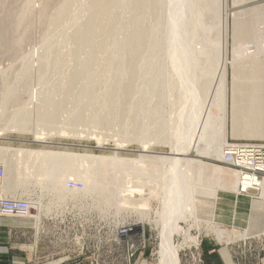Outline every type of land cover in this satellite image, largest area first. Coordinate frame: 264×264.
Listing matches in <instances>:
<instances>
[{"label":"rangeland","instance_id":"rangeland-1","mask_svg":"<svg viewBox=\"0 0 264 264\" xmlns=\"http://www.w3.org/2000/svg\"><path fill=\"white\" fill-rule=\"evenodd\" d=\"M44 1L1 0L0 2V20L9 8H12L13 11H20V9L27 11L22 24H19L18 30L14 32L15 38L19 40L17 42L19 47L16 48V51L14 49L16 46L10 50L11 46L8 44L9 49L7 46L3 47L4 50L0 48V129H3L2 132H4L0 138V147L8 148L0 150V154L2 153L0 165L4 168L3 179L8 185L7 193L2 195L30 198L35 205L32 211L35 216L23 218L31 221L34 227L29 229L24 236L25 240L22 242V246L25 247H20V251L24 255L32 257L78 254L86 258L88 264H133L137 256L144 254L147 264H158L156 252L160 242L159 229L163 199L161 195L164 196L165 189L161 185V178L156 176L157 172L153 174L149 170L154 164L147 161L141 168L142 164L138 163V159L143 146H150L149 150L153 151V153H143L167 155L170 152L167 138L175 131V128L173 131V127L176 126L175 121L178 116L175 115L178 111L176 109L178 98L175 89L172 90L171 72L173 71V75H178L176 62L182 48L178 46L180 49L178 52L176 51L175 44L178 45L176 37L179 35L176 34L174 28L170 31L167 28V20L171 18L168 10L172 4L171 1L174 0H157L159 8L157 17L155 11H150L151 5H147L149 0H145V3L143 1L142 9L133 8L141 10L144 12L143 14L141 11H134L128 5L127 0H114L112 3H115V7L112 4V8L106 11L108 16L106 14L105 18H103L104 15L101 16L104 20H100L96 29L97 33L94 35L96 38L92 37L93 41H89L92 39L82 41L83 44L81 41H79L80 44L73 41L72 38L81 30L79 27L83 28L81 24L83 22L85 24V20L94 14L91 5L98 0H68L69 13L66 16L63 15L64 18L61 16L59 22L56 21L57 12L63 6L64 0L53 1L54 3H51L47 8L46 16L43 17ZM211 1L190 0L188 4L192 5L184 11L186 24L184 29L180 26V29L183 30L180 37L193 43L196 48L207 45L215 25L213 10L215 3ZM262 3L264 0H248L236 4H233L232 0H228L229 35L226 50V84L229 88L232 83L230 63L233 56L239 57L237 55L239 48L241 46L244 50L251 48L248 54L245 53V57H247L251 51H255V46H258L259 42L264 43V36L260 37L259 35L260 39L245 38L237 44L232 37L233 18L237 14L243 16L247 10ZM197 10L201 12L202 23L207 25L205 28H200L197 24ZM138 19L143 20L141 22L145 27L142 28L143 32L147 33V36L144 34L147 42L142 48L139 47V50L137 47L130 49L133 44L131 29L133 23L139 21ZM116 24L119 25V29ZM144 28L146 29L144 30ZM127 36L131 38H127ZM87 42L90 44L84 45ZM81 44L82 46H80ZM123 44L126 48L123 47ZM235 46L237 47L234 52ZM125 49L128 51L130 49V52L127 53ZM131 53L136 54V59L132 63L139 70L134 80L132 77L130 79L128 75H121V70L130 63L127 55ZM149 53H153L155 58L150 59ZM207 60L209 61L208 58ZM83 65L84 67H82ZM205 67L207 68L206 61L204 64L199 63L198 66L193 67L192 71ZM87 70L89 73H86ZM77 73H80V80H78L79 76H75L76 79L78 78L77 80L73 78V75ZM70 77L73 79L70 80ZM246 77L244 76V78ZM195 78L199 79L196 84H200L204 88L206 85L207 100H212V95L218 85L217 74L205 75L202 73V75H195ZM128 80H132L133 83L132 93L130 92L127 97L124 96L122 107L117 109L116 115V112L108 108L107 103L112 105L110 101L115 98L111 94L115 84L117 82L126 83ZM93 83L94 86H92ZM91 88H94L93 93L88 95ZM12 95L13 98H11ZM110 95L111 97H109ZM15 97L17 98L14 99ZM76 115L79 120L73 122L72 119ZM92 115L97 119H94ZM171 119H174V122ZM21 120H24L27 129L18 132L12 126L21 127L23 125L19 124ZM170 124L172 125L171 129L169 128ZM218 124L217 120L214 126L209 128L211 135H218ZM225 124L224 142L226 140L233 142L264 141V138L260 137L232 135L228 106ZM45 134H50L52 137L45 139L46 142L34 140V135L44 136ZM56 134H59V137H56ZM119 146L121 148L117 150L115 147ZM19 147L75 154L88 153L94 156L123 157L125 161L119 164L113 163L101 173L102 176H97L99 187L94 191L77 193L62 190L61 192L57 191L58 189H55L54 184L45 176L47 172L57 167V163H64V160L24 159L13 151ZM194 158L223 167L226 170L231 169L220 162L222 159L200 158L196 155ZM74 164H83L81 169L91 165L92 169H90L93 174L97 173L94 167L97 164L94 162L89 164L85 160H80L74 161ZM7 165L10 168L8 170H6ZM148 166L150 168L147 169ZM11 168L17 172H15V177ZM140 171L144 174L143 176ZM197 183L196 179L192 181L193 185H198ZM123 189H133L136 193L133 194L135 202L126 203V205L120 201L124 195ZM223 191L235 194L230 190ZM140 193L142 194L140 195ZM238 196H243L247 202L246 214L250 215H246V222L247 219L250 224L263 222L264 198L250 196L247 193ZM201 200L208 199L207 197L205 199L204 196H197L196 210ZM252 202L255 205L259 204L260 207L253 206ZM196 216L200 229L191 228L188 231L190 236L197 237L196 245L190 243L182 248L180 243H182L183 237L175 235L173 238L174 244H180V250H178L180 264H203L202 259L200 257L198 259L196 255L201 251L200 241L204 238L212 242L218 241L217 234L209 231L206 227V223H210L211 220L205 218L206 215L204 216L198 211H196ZM178 225L187 230L189 222H180ZM215 225L230 231L231 235L234 234L236 238H239L238 234L240 233L241 237L243 236V230L238 229L234 224H230L228 227ZM142 226L145 228L147 242L145 253L136 249L140 245L137 232ZM128 227L132 228V232L136 231L135 234L121 236L120 232ZM252 233L247 234L245 231L246 239H242L240 242H236L237 239H235L232 240V242L235 241L234 243L229 244L236 264L257 263L259 249L264 238L251 237ZM131 246H133V250H130ZM130 254L132 255L130 256Z\"/></svg>","mask_w":264,"mask_h":264},{"label":"bare ground","instance_id":"bare-ground-1","mask_svg":"<svg viewBox=\"0 0 264 264\" xmlns=\"http://www.w3.org/2000/svg\"><path fill=\"white\" fill-rule=\"evenodd\" d=\"M53 1L56 2L55 0L44 1L45 4L43 6V10L41 9L43 11V17L46 16L47 8L50 6L51 3H54ZM67 1L68 0H64L63 6L60 8L59 12H57V22L60 21L61 16H66L69 13L70 7H68ZM113 1L114 0H98L97 2H93L91 5V9L93 10L94 14L89 16L88 20L86 19L87 21L85 20V24H83L84 22L81 24V26L83 25V28L79 27V29L81 30L78 29V33L74 35V38H72L73 41L85 42L89 39H92V37H95L94 35L97 33L96 29L100 24V20L105 18V14L108 16V12L106 13V11L109 8H112L111 6L115 4L112 3ZM143 1L145 3V0H127V2L129 3L128 5H130L132 9H142L141 6L143 4ZM244 1L248 0H232L233 4ZM189 2L190 0H174L173 2L171 1L172 4L168 10L170 13L169 16L171 17V21L167 18L169 20H167L168 31L174 28L176 34L179 35L178 37H176V40L178 42V45L175 44V47L177 49L176 51L178 52L180 49L178 46H181L182 48V51H180L178 54V61L176 62V70L178 72V75H173V71L171 72V78L173 83L172 90L175 89L176 96L178 98V104L176 105V109H178V111L175 110L177 111V114L175 115L178 116H176L177 119L175 121L177 124L175 123L176 126L173 127V131L174 128L175 131L170 134L167 138V143L169 144L170 152L167 155L165 154L160 156L147 154L143 152L153 153V151L149 150L150 146H143L142 150H140V158L138 159V163L142 164L141 168L143 164L147 161H149L151 164H154L152 167L150 165L151 168L148 166L147 169L150 168L149 170H151L153 174L157 172L156 176L158 178H161V185L165 189L164 196L161 195L163 199L161 201L162 219L160 220L161 225L159 229L160 242L159 249L156 252L158 256V264H180L178 255V250H180V244L181 247L190 243L194 245L197 244V237L190 236V233L188 232L191 228H194L196 230L200 229L199 220L196 216L197 196L200 195L207 198L215 199L219 190H230L237 194L241 193L240 188L242 185L239 182L237 172L230 168L229 169L231 171L226 170L223 167L214 164H209L194 158V155H196L200 158H214L219 160L222 159V161L220 162L224 161L222 153L226 144V141L224 142V140L226 134L225 117L227 113V106L229 107V118L232 135L264 138V59H260L262 57L264 58V53L262 54V52H264V43L259 42V45L255 46V51H251V53L247 57H245V55L249 53V50L251 48L248 50H244L242 46L239 48L237 52V55L239 57L237 58L236 56H233V60L230 63L232 68V83L231 87L229 88L226 84V50L229 35V12L227 9L228 0L211 1L215 3L213 8L215 12V25L212 29L211 36L208 38L207 45L202 48H196L193 43H190V41H187L180 37L183 31L180 29V26H182L184 29V25L186 24L184 11L188 6L192 5L191 3L188 4ZM147 3V5H151L150 11H155L157 17L159 9L157 0H149ZM113 7H115V5ZM11 9L12 8L7 9L6 13L4 14V17L0 20V48L3 49V47H6L8 44V46H11L10 50L14 46H16L14 47L16 51V48L19 47L17 46V42L19 40L18 38H15L14 32L18 30L19 24H22V20L27 15V11H22V9H20V11H13V9ZM133 10L135 11L136 9ZM136 11L140 12L141 10ZM143 13L144 12H142V14ZM103 15L104 17L101 18V16ZM196 17L197 24L200 26V28H205V26L207 25L205 23H202L201 12L199 10L196 11ZM138 20V22H136L135 24L133 23V26L131 25L132 29L134 25L135 28L133 29V32L131 29V33H133V36H131L133 44L131 45L132 47H130V49L137 47L138 49H136L139 50V47L142 48L147 42V38H145V35L147 33L145 34V31L143 32L142 28L145 27L144 24H142L141 22L143 20ZM25 21L27 23V20ZM232 24V37L237 44L245 38L255 40L259 38V35L260 37L264 36V3L260 5L258 4L253 8L247 10V12L243 14V16H240L238 14L235 15ZM117 27L119 29V25ZM113 29L115 30V28ZM145 29L146 28H144V30ZM100 30H102V28ZM131 37L127 36V38ZM89 41H93V39ZM128 41L130 42V39H128ZM88 42L84 45H89L90 43ZM82 44L80 46H82ZM123 47H125V45ZM236 47L237 46L233 48L234 52ZM130 49L129 51L126 49L125 50L127 53H129ZM132 51L135 52V50ZM127 58L128 60H130V63L124 69L121 70V75H128L130 79L132 77V79L134 80L139 72V70L135 68L136 65L134 67V64L132 63L136 59V54H128ZM149 58L154 59L155 55L153 53H149ZM207 58L209 59V61L207 60ZM205 61L207 63V68L205 67L201 70L192 71L193 67L198 66L199 63L204 64ZM84 65L82 67H84ZM87 72L88 70L86 71V73ZM202 73L205 75L216 73L218 76V85L216 87L215 93L212 95V100L210 101L207 100L208 95L205 92V88L207 89L206 85L204 88V86L202 87L200 84H196V81H199V79L195 78V75H202ZM79 75L80 73H77L76 75H73V78L77 80L78 78L76 79L75 76L78 77ZM244 76L247 77L244 78ZM71 78L72 77H70V80L73 79ZM80 79L81 77L79 76L78 80ZM94 85L95 84L93 83L92 86ZM93 89L94 88H91V90L89 89L88 95H92ZM132 90V80H128L126 83L117 82L115 84L113 93H111L115 97L110 101L113 107L109 104L107 100L108 108L116 112L117 109L120 108L124 96H129V93H132ZM109 97H111V95ZM11 98H13V95ZM16 98L17 97H15L14 99ZM49 105L51 106V103ZM55 105L58 106L57 104ZM94 119L97 118L95 117ZM72 120L73 122H77L79 120L78 115H76ZM173 120L171 119L172 122H174ZM217 120L219 121V124L217 125L219 126L217 132L218 135L213 136L210 134L209 128H212L211 126H214V123H216ZM21 121L19 123L23 124L22 126L20 125L21 127L16 125L17 127L12 126V128L14 130H18V132H20V130L23 131L27 129L24 120ZM170 127H172V125L169 126V128ZM0 131L1 138L4 132H2L3 129H0ZM56 135V137H59V134ZM49 137H52V135H34V140H42L41 142H46L45 139H48ZM4 148L5 146H1L0 150H3ZM115 148L118 150L121 147L119 146ZM13 151L16 153V155L24 157V159L30 158L35 161L37 159L40 160L44 158L55 161L64 160V163H57V167L54 170L47 172L45 176L47 180L54 184V188L58 189L57 191L61 192L62 190H64V192L77 193H87L88 191L91 192L92 190L94 191V189L99 187L97 184V176H102L101 173L104 172V170H106L108 167L112 166L113 163L119 164L122 161H125L123 157H111L106 155L94 156L88 153L75 154L70 152L49 151L45 149L32 150L29 148L27 149L19 147ZM80 160H85L89 164H91L92 162L96 163L97 166L92 164L94 165L95 171L97 172L96 175H94L91 171V165H88L89 167H84L81 169L80 167H83V164H74V161ZM158 167L160 168L159 170ZM8 169H10L9 165L6 166V170ZM13 170V176L15 177L16 171ZM140 174H142L141 171ZM143 175L144 174H142V176ZM68 179H74L76 181L78 180V182L80 181V183L82 184V189L77 190L67 188L66 181ZM195 179L196 181L198 180V185L192 184V181ZM244 187L245 186L243 185V188ZM122 191L124 192V195L120 198V201H122V203L131 204L135 202L133 200V194L136 193H134L133 189H123ZM141 194L142 193H140V195ZM247 194H249L250 196L252 195L264 198V181L257 189H248ZM33 206L35 207L34 204ZM167 215L168 217H166ZM180 222H189L188 229L184 230L182 227H180L178 225ZM206 227L209 231H212L213 233L217 234L218 238L222 242H228L236 238L234 234L233 236L231 235L232 233L230 231H226L222 228H219L213 223H206ZM175 235H181L183 237L182 243H180L179 245H176V243L174 244L173 238Z\"/></svg>","mask_w":264,"mask_h":264},{"label":"crops","instance_id":"crops-1","mask_svg":"<svg viewBox=\"0 0 264 264\" xmlns=\"http://www.w3.org/2000/svg\"><path fill=\"white\" fill-rule=\"evenodd\" d=\"M7 189L8 185L6 180L0 179V194L7 193ZM238 195L239 194L236 193L229 194L227 191L221 190L217 193L214 201L209 198H207L208 200H201L199 206H197V211L204 216L206 215L205 218L210 219V223L213 222L218 226L225 227L234 224L235 227L237 226L238 229L243 230L242 237L240 233L238 234L239 238L233 239H237L236 242L246 239L245 231L247 234L253 232L251 237L257 236L264 238V220L263 222L250 224L249 219H247L246 222V215H250L249 213L246 214L247 202L243 196L241 197ZM252 204L255 207H260L259 204L255 205L254 202H252ZM33 227L34 225L32 226V222L27 219L0 217V264H88L86 258L78 254L51 257H32L31 255H24L20 251V247H25L24 245L22 246V242L25 240L24 236L29 229ZM216 238L218 239L217 242H212L205 238L200 241L201 251L196 253L198 259L199 257L201 258L203 251H208L209 253L216 252V264H236L232 249L229 245L235 241L222 242L218 237ZM146 260L143 254V256H137L133 264H147ZM256 264H264V241L261 242Z\"/></svg>","mask_w":264,"mask_h":264},{"label":"built area","instance_id":"built-area-1","mask_svg":"<svg viewBox=\"0 0 264 264\" xmlns=\"http://www.w3.org/2000/svg\"><path fill=\"white\" fill-rule=\"evenodd\" d=\"M223 149V163L237 172L239 182L241 183V193H247V190L257 189L264 181V141H239L233 142L226 140ZM4 168L0 165V179H3ZM243 185L245 186L243 188ZM66 187L69 189H82V184L74 179L66 181ZM33 201L30 198H18L0 196V217L30 218L34 215ZM132 228L128 227L120 232L121 236H132ZM140 239L138 250L141 252L147 249L145 239V228L142 226L137 232ZM133 250V246L130 247ZM137 251V250H134ZM132 254H130L131 256Z\"/></svg>","mask_w":264,"mask_h":264},{"label":"trees","instance_id":"trees-1","mask_svg":"<svg viewBox=\"0 0 264 264\" xmlns=\"http://www.w3.org/2000/svg\"><path fill=\"white\" fill-rule=\"evenodd\" d=\"M217 253H209L208 251H203L201 255V259L203 261V264H216Z\"/></svg>","mask_w":264,"mask_h":264}]
</instances>
